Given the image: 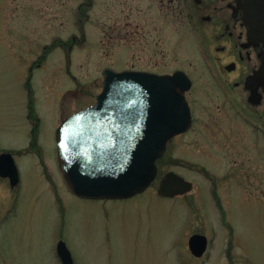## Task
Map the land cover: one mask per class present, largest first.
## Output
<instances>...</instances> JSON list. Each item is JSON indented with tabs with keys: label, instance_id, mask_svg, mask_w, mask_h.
Here are the masks:
<instances>
[{
	"label": "rangeland",
	"instance_id": "rangeland-1",
	"mask_svg": "<svg viewBox=\"0 0 264 264\" xmlns=\"http://www.w3.org/2000/svg\"><path fill=\"white\" fill-rule=\"evenodd\" d=\"M168 3L0 0V153L13 152L21 174L17 187L0 176V264H62L60 239L75 264H264V101L233 86L243 76L225 72L230 56L206 55L207 25ZM107 66L180 69L194 81L192 127L128 199L75 195L57 153L58 125L95 103ZM169 170L193 190L159 196ZM195 233L210 239L202 257L189 247Z\"/></svg>",
	"mask_w": 264,
	"mask_h": 264
},
{
	"label": "water",
	"instance_id": "water-1",
	"mask_svg": "<svg viewBox=\"0 0 264 264\" xmlns=\"http://www.w3.org/2000/svg\"><path fill=\"white\" fill-rule=\"evenodd\" d=\"M241 6L249 24L264 23V0H244ZM255 31L264 42V28ZM259 73L264 75V63ZM103 76L97 102L58 127L59 163L71 190L79 197L126 199L151 186L158 174L157 160L164 156L168 141L191 127V108L182 92L191 88L192 80L183 70L160 74L106 67ZM0 175L9 177L12 186L19 183L12 152L0 154ZM193 188L192 181L168 171L157 193L175 197ZM208 246L205 234L195 233L189 239L197 257L203 256ZM57 253L63 264H75L64 239L58 241Z\"/></svg>",
	"mask_w": 264,
	"mask_h": 264
},
{
	"label": "flooded vegetation",
	"instance_id": "flooded-vegetation-1",
	"mask_svg": "<svg viewBox=\"0 0 264 264\" xmlns=\"http://www.w3.org/2000/svg\"><path fill=\"white\" fill-rule=\"evenodd\" d=\"M167 1L171 7L177 9V13L187 15L194 25L198 26L200 23L207 25L204 27L206 55L218 60L230 56L224 64L225 72L227 74L240 73L243 76L242 79L234 82L233 86L239 87L245 84L251 90V102L258 105L263 103L264 75L259 76V72L264 63V42L255 30L259 31L264 28V23L257 25L248 23L245 9L241 6L244 0ZM213 41L218 44L216 52L221 53V57L213 53ZM192 83L194 85L193 79ZM193 85L191 89L194 88ZM187 92L185 95L188 98ZM261 119V123H256L264 131V111H262Z\"/></svg>",
	"mask_w": 264,
	"mask_h": 264
}]
</instances>
